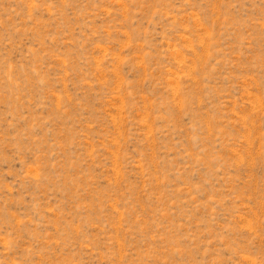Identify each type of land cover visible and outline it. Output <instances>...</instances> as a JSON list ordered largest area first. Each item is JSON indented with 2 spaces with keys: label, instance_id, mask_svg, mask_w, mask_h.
<instances>
[{
  "label": "rangeland",
  "instance_id": "rangeland-1",
  "mask_svg": "<svg viewBox=\"0 0 264 264\" xmlns=\"http://www.w3.org/2000/svg\"><path fill=\"white\" fill-rule=\"evenodd\" d=\"M0 264H264V0H0Z\"/></svg>",
  "mask_w": 264,
  "mask_h": 264
}]
</instances>
